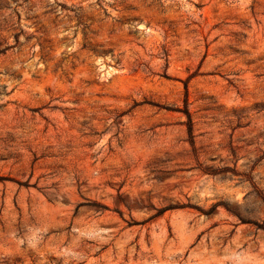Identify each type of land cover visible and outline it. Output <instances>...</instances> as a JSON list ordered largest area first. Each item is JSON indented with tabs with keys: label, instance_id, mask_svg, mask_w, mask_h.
<instances>
[{
	"label": "rangeland",
	"instance_id": "rangeland-1",
	"mask_svg": "<svg viewBox=\"0 0 264 264\" xmlns=\"http://www.w3.org/2000/svg\"><path fill=\"white\" fill-rule=\"evenodd\" d=\"M0 264H264V0H0Z\"/></svg>",
	"mask_w": 264,
	"mask_h": 264
},
{
	"label": "trees",
	"instance_id": "trees-1",
	"mask_svg": "<svg viewBox=\"0 0 264 264\" xmlns=\"http://www.w3.org/2000/svg\"><path fill=\"white\" fill-rule=\"evenodd\" d=\"M6 49V47L1 48L0 49V53L4 52V50ZM255 194H257L258 197H260L261 201L264 204V196L261 192L256 191ZM227 213L234 215L235 217H237V219L241 222V223H250L252 225H254V227L257 230H260L264 233V218L260 221H250V220H245L241 214L238 212V210L236 208H230V207H225Z\"/></svg>",
	"mask_w": 264,
	"mask_h": 264
}]
</instances>
